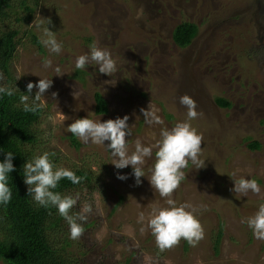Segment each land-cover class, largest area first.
<instances>
[{"label": "rangeland", "instance_id": "1", "mask_svg": "<svg viewBox=\"0 0 264 264\" xmlns=\"http://www.w3.org/2000/svg\"><path fill=\"white\" fill-rule=\"evenodd\" d=\"M21 1L5 22L20 34L9 75L2 73L0 86L17 87L16 92L25 95L29 82L53 81L39 102L37 141L27 148L32 158L54 153L50 160L57 168L84 169L93 176L95 192L77 193L79 202L73 209L75 214L84 202L93 205L83 236L72 240L74 258L82 264H264V241L257 240L245 223L264 203V0H26L34 8L28 23ZM35 20L54 31L63 46L60 54L35 44L34 36L40 41L42 35ZM183 22L199 27L184 49L173 41L174 29ZM93 42L118 62L114 77L99 73L97 65L75 68L76 58L88 54ZM46 59L52 61L49 68L44 67ZM57 67L62 75L55 72ZM112 79L114 86L104 83ZM75 91L80 93L77 98ZM96 92L106 99L107 114L95 113ZM185 94L196 101L200 113L191 124L203 136L200 158L205 167L197 170L189 162L172 198L177 205L190 203L197 209L205 238L196 247L181 240L179 246L160 252L151 230L142 233L144 225L137 222L139 213L147 217L153 204L167 206L147 177L155 149L137 185L131 166L116 169L112 164L108 141L95 145L75 137L76 148L67 126L79 118L103 122L127 115L131 153L137 139L154 145L162 128L187 119V109L180 104ZM219 99L231 107L219 106ZM150 103L163 125L145 122L141 109ZM254 142L259 149L250 148ZM234 172L236 178L257 180L261 193L237 198L231 191ZM118 173L128 179H118ZM220 232L216 254L214 240Z\"/></svg>", "mask_w": 264, "mask_h": 264}, {"label": "clouds", "instance_id": "2", "mask_svg": "<svg viewBox=\"0 0 264 264\" xmlns=\"http://www.w3.org/2000/svg\"><path fill=\"white\" fill-rule=\"evenodd\" d=\"M141 9V15H142ZM51 21L49 20V24ZM38 30H42L40 43L48 49L50 53L60 54L62 44L56 39L54 31L49 27H42V22H33ZM88 54L80 55L76 58L75 68L84 70L88 65H97L98 72L109 77H114L118 72V62L113 59L112 54L97 46L95 42L89 45ZM45 68L52 66L51 60L43 62ZM57 75H62L59 67L55 68ZM20 79V77H18ZM0 80H3V74L0 73ZM106 84H116L114 79L105 81ZM53 86L52 79L41 78L38 83L29 82L27 84V94L20 97V104L23 105L25 112H36L42 105L39 103L42 97H45L46 91ZM16 88L0 86V95L13 96ZM33 89H38L35 97H32ZM79 91L73 95L77 98ZM53 97L57 94L53 93ZM31 98V103L29 100ZM180 104L187 109V119L176 123L173 127L162 128L160 139L151 146H145L141 140L135 142L134 151L129 153L127 138L131 136V126L128 123L129 117L108 119L107 121H95L88 117L74 120L67 126V131L78 138L83 143L95 145H104L108 141L106 148L113 156L112 164L116 169L132 167V175L135 177L137 185L142 183L141 178L145 177L143 165L146 158L153 157L155 149V162L149 169L151 175L147 176L151 187L160 197L165 200L166 207L157 204L151 206V212L148 216L145 213H139L138 223L143 224L141 232L146 229L151 230L155 237V243L160 252L170 251L179 246L181 240L186 241L190 246L196 247L205 238V230L201 221L196 216L197 209L190 203L176 204L172 198L173 194L180 188L181 182L185 179V169L189 162L197 170L205 167V161L200 157L202 155L203 136L191 124L192 120L198 118L200 113L197 111L196 101L185 94L180 97ZM19 106V105H18ZM145 122L147 124L163 125L164 121L151 103L148 109H141ZM49 120L52 117L49 116ZM55 155L45 151L41 155H36L27 160L23 165L24 183L28 186V195L39 205L45 208L55 207L61 217L64 218L69 226V238L72 240L80 239L90 214L93 213V205L84 202L79 211L73 214L72 210L79 202V194L62 195L60 192L53 191L57 188L62 179H68L73 184H79L81 177L75 172L64 167L57 168L50 156ZM14 155L7 152L3 162H0V205L7 206L12 200V189L9 186V174L15 171L13 164ZM234 181V188L231 191L236 197L246 196L249 192L259 195L261 187L257 180L244 177L236 178L234 172L230 176ZM120 180L128 179L126 175L117 174ZM146 221V223H145ZM252 230L257 240L264 241V203L259 205L258 211L245 221Z\"/></svg>", "mask_w": 264, "mask_h": 264}, {"label": "trees", "instance_id": "3", "mask_svg": "<svg viewBox=\"0 0 264 264\" xmlns=\"http://www.w3.org/2000/svg\"><path fill=\"white\" fill-rule=\"evenodd\" d=\"M16 1L19 0H0V72L5 75H9L19 45V30L5 27ZM21 4L27 13L24 20L28 23L33 19L34 8L28 6L26 0H22ZM198 32V25L183 22L174 29L173 41L178 47L187 48ZM34 42L39 48L42 47L36 36ZM21 96L18 92L11 97L0 95V162L4 161L7 152H12L15 166V171L9 174L8 181L13 193L12 200L7 206L0 205V261L4 264H82V260L74 258L70 251L73 241L69 238V226L58 210L55 207L39 206L28 195L23 165L32 159L27 147L37 141L34 126L42 115V109L25 112L20 104ZM217 102L221 107H231V104L223 99ZM95 103L96 114L108 113V103L99 92L95 94ZM72 140L78 148L79 143L75 136ZM250 148L259 149L260 145L254 142ZM69 170L81 177V182L73 184L68 179H62L53 191L74 196L86 189L89 195H93L96 186L90 172L84 169ZM72 212L74 214V210ZM222 238L220 232L214 240L213 251L216 254L219 253ZM185 246L189 244L185 242ZM126 264H130V261Z\"/></svg>", "mask_w": 264, "mask_h": 264}]
</instances>
